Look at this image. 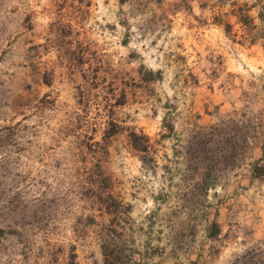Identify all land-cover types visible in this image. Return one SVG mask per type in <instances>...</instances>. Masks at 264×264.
I'll return each mask as SVG.
<instances>
[{"label":"rangeland","instance_id":"obj_1","mask_svg":"<svg viewBox=\"0 0 264 264\" xmlns=\"http://www.w3.org/2000/svg\"><path fill=\"white\" fill-rule=\"evenodd\" d=\"M103 247L264 264V0H0V264Z\"/></svg>","mask_w":264,"mask_h":264},{"label":"trees","instance_id":"obj_2","mask_svg":"<svg viewBox=\"0 0 264 264\" xmlns=\"http://www.w3.org/2000/svg\"><path fill=\"white\" fill-rule=\"evenodd\" d=\"M119 1L123 2L125 0H119ZM171 127H172V125H171ZM147 137L148 136L145 133H140V135H137L136 132H134V131L131 132V139H132L134 145H136V147L139 149H142V147H145V144H146L147 139H148ZM137 139H140V140H138L139 142L136 141ZM218 230H219V228H218L217 222L212 221V223L206 228L205 233L208 236H214L217 234ZM109 254H110V252H108L106 250V247H103L104 264L110 263Z\"/></svg>","mask_w":264,"mask_h":264}]
</instances>
